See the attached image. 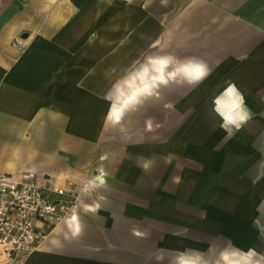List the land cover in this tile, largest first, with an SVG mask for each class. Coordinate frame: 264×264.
I'll return each mask as SVG.
<instances>
[{
    "label": "crops",
    "instance_id": "0c3cea01",
    "mask_svg": "<svg viewBox=\"0 0 264 264\" xmlns=\"http://www.w3.org/2000/svg\"><path fill=\"white\" fill-rule=\"evenodd\" d=\"M166 54L199 58L213 71L194 89L164 90L123 131L112 128L105 94L113 83L147 56ZM228 82L252 112L231 137L211 111ZM161 113L190 116L171 128L175 135L140 143L141 130L155 135L164 125L149 128L144 115ZM105 133L126 139L101 166L107 187L80 195L82 234L60 223L26 264H172L167 257L185 249H256V226L264 225V0H0V174L29 170L81 184L98 175ZM138 156L152 161L146 170ZM149 174L158 187L151 202ZM94 200L92 215L85 205Z\"/></svg>",
    "mask_w": 264,
    "mask_h": 264
},
{
    "label": "clouds",
    "instance_id": "9594fccd",
    "mask_svg": "<svg viewBox=\"0 0 264 264\" xmlns=\"http://www.w3.org/2000/svg\"><path fill=\"white\" fill-rule=\"evenodd\" d=\"M166 3L167 0H161L162 5ZM212 71L205 61L196 57L181 59L171 54L149 55L134 70L113 83L105 94L109 105L105 121L112 128L123 131L125 119L141 110L148 102L159 99L164 90L171 87H197ZM211 111L218 119L219 127L228 134L240 130L252 118L251 109L246 104L243 93L232 82H228L213 98ZM146 124L151 128L153 120L149 118ZM137 161H145L142 164L144 169L149 167L148 158L138 156ZM106 177L104 169H99L98 175L88 179L82 186V194L85 197L95 196L98 190L107 187ZM98 199L102 201L104 196L100 195ZM85 208L87 212L95 215L100 209V203L94 200L93 204L85 205ZM60 219L72 237L82 234L84 224L78 208L73 206L68 214ZM136 235L142 234L138 232ZM191 252H196L197 255H189ZM174 264H264V252H258L255 248L245 251L234 245L224 246L211 254L185 249L175 257Z\"/></svg>",
    "mask_w": 264,
    "mask_h": 264
},
{
    "label": "built area",
    "instance_id": "2783aa9c",
    "mask_svg": "<svg viewBox=\"0 0 264 264\" xmlns=\"http://www.w3.org/2000/svg\"><path fill=\"white\" fill-rule=\"evenodd\" d=\"M22 43L14 41L20 51ZM84 184L38 178L29 170L0 174V264H26L60 218L76 207Z\"/></svg>",
    "mask_w": 264,
    "mask_h": 264
},
{
    "label": "rangeland",
    "instance_id": "374dc122",
    "mask_svg": "<svg viewBox=\"0 0 264 264\" xmlns=\"http://www.w3.org/2000/svg\"><path fill=\"white\" fill-rule=\"evenodd\" d=\"M194 88H196V87H194ZM194 88H192V89H194ZM187 116L189 117L190 115H185V114L184 115L167 114V113L166 114H162L161 113V114L144 115V118H147V120H148V118H151L156 123H162V125L163 124L164 125L162 126L163 128L157 134H155V135L153 134L152 131H147V130L144 131V130H141L140 131V143L144 144L145 142H154V141H157L158 140L156 138H161V140H162L163 138H168L170 136L175 135V132H177V131L173 132V130H172L170 132L171 128L175 129L176 128V124H178L180 122V120H183ZM238 131H235L232 134H228L225 131H224V133H225V136L226 137H231L234 134H237ZM108 135L109 134L104 135V137H102L101 142L96 145V153H97V156H98V166L96 168V173H98V170L101 169L104 164H107L108 163V161H109V159H111V157H114V154L120 153V151L122 149V146L124 144V140L123 139H126V137H123V138L121 137L122 140L117 139V138L108 139L107 138ZM150 149H152L151 146H150ZM91 151H92V149H91ZM100 157L102 158L101 160H99ZM151 163H152V161L150 160V164ZM144 170H146V169H144ZM168 174L169 173L166 172L165 173V176L161 175V184H160V187L161 188L163 187L164 181L167 179ZM88 179L89 178H86L83 181V183H86V181ZM146 180H148L150 182V185H147L148 187H143V189L149 193L148 197H150L149 200L151 202L152 201V199H151L152 197H154L155 200L157 199V194L154 193L153 191L154 190L155 191H158V187L156 189V181H155L154 182L155 188H154V190L152 189V184H153L152 183L153 182L152 175H150V177L147 176L146 177ZM142 201L143 200H140V202H142ZM262 222H264V220H262ZM256 228H257V231H258V238H260V240H261V242L258 243V245L256 246V250L258 252H264V225H259L258 224V226H256ZM147 246H148V249H146V250H149L152 247V243H149ZM173 258L172 257H167L166 262L169 263L168 260L174 261L175 259H173ZM172 264H174V263H172Z\"/></svg>",
    "mask_w": 264,
    "mask_h": 264
},
{
    "label": "water",
    "instance_id": "95a60500",
    "mask_svg": "<svg viewBox=\"0 0 264 264\" xmlns=\"http://www.w3.org/2000/svg\"><path fill=\"white\" fill-rule=\"evenodd\" d=\"M26 36H27V35H26V34H24V35H22V36H21V38H22V39H23V38H26Z\"/></svg>",
    "mask_w": 264,
    "mask_h": 264
}]
</instances>
